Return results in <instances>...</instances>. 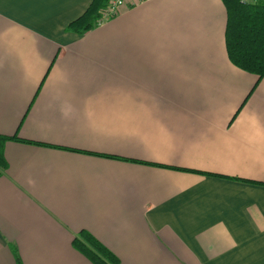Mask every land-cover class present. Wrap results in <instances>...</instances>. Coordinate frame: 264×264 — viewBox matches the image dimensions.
<instances>
[{
	"label": "crops",
	"instance_id": "crops-1",
	"mask_svg": "<svg viewBox=\"0 0 264 264\" xmlns=\"http://www.w3.org/2000/svg\"><path fill=\"white\" fill-rule=\"evenodd\" d=\"M0 0V264H264V76L221 0Z\"/></svg>",
	"mask_w": 264,
	"mask_h": 264
},
{
	"label": "trees",
	"instance_id": "trees-1",
	"mask_svg": "<svg viewBox=\"0 0 264 264\" xmlns=\"http://www.w3.org/2000/svg\"><path fill=\"white\" fill-rule=\"evenodd\" d=\"M225 5L226 21L223 39L230 62L254 73L257 79L264 76V0H221ZM106 0H90L82 13L70 20L66 29L81 33L97 24ZM16 135L0 134V172L6 168L2 144ZM71 245L93 264H118V257L86 229L72 236ZM16 264H20L15 252Z\"/></svg>",
	"mask_w": 264,
	"mask_h": 264
},
{
	"label": "built area",
	"instance_id": "built-area-1",
	"mask_svg": "<svg viewBox=\"0 0 264 264\" xmlns=\"http://www.w3.org/2000/svg\"><path fill=\"white\" fill-rule=\"evenodd\" d=\"M142 0H106V3L102 7V11L98 18V23L116 15L121 11L122 7L133 5L134 3Z\"/></svg>",
	"mask_w": 264,
	"mask_h": 264
}]
</instances>
